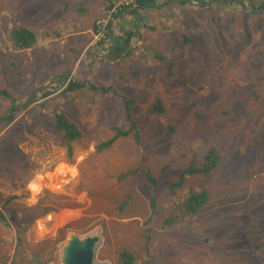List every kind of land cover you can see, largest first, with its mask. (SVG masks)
<instances>
[{"label":"rangeland","instance_id":"1","mask_svg":"<svg viewBox=\"0 0 264 264\" xmlns=\"http://www.w3.org/2000/svg\"><path fill=\"white\" fill-rule=\"evenodd\" d=\"M122 1L0 0V210L29 224L25 254L81 225L24 261L60 264L68 232L101 226L98 258L112 264L117 248L135 264H264V7L157 0L126 18L139 29L115 57V41H99ZM14 25L35 43L15 48ZM70 79L80 85L66 89ZM157 98L162 113L151 112ZM55 113L79 133L71 154ZM118 129L129 133L95 152ZM211 150L212 169L169 188ZM198 191L205 204L185 216ZM10 228L0 223L4 255Z\"/></svg>","mask_w":264,"mask_h":264},{"label":"trees","instance_id":"2","mask_svg":"<svg viewBox=\"0 0 264 264\" xmlns=\"http://www.w3.org/2000/svg\"><path fill=\"white\" fill-rule=\"evenodd\" d=\"M156 1L157 0H129V2L123 3L121 4L116 12H111L107 22L105 23V25L103 26L102 32L103 35H105V38H103L102 40L99 41V43H104V40L112 38V40L115 41V39L118 41L120 39V41L122 42V45L117 49V45L116 43H114L113 45H106V47L108 46L109 49L108 51H110L115 57H118L126 48V46L128 44H130V42L132 41L133 37H134V32L133 30L139 29L138 27H136V23L133 22L132 27L129 26L130 30L129 31H125L126 26H127V22L125 21V15L130 16H136L138 17L139 14V10L141 9H150L155 7L156 5ZM200 3L198 2V0H180V2L182 3H190V4H201L202 3H208V4H212L214 2H225V1H232V0H199ZM247 1V0H242ZM263 2H260L257 7H255L252 3L253 0H249L248 3L251 4V9L256 11V8H263L264 7V0H262ZM103 2L105 3V7L106 9L111 8V0H103ZM117 24L121 25V28L118 31H114L113 28H115V26H117ZM144 26L146 25L145 23L143 24ZM17 25H14L11 27V40H12V44L15 48L18 49H26L29 48L33 43H35L36 41V36L35 34L28 28L25 27H16ZM134 28V29H132ZM117 33V34H116ZM115 38V39H113ZM76 85H80V82L78 81H72L71 79L68 81L67 85H66V89H71L72 87H74ZM93 87V86H92ZM102 90L105 89H110V86H105L101 88ZM2 93H6V91L2 90L0 91ZM43 97L47 96L46 92H44ZM9 96V95H8ZM10 98V96H9ZM162 103L161 101L157 98L155 99V101L153 102V104L151 105V112L153 113H162L163 112V107H162ZM8 116V115H7ZM16 116L11 114L8 117H6V119L8 120V122L12 121ZM126 118L130 119V115L129 112H127L126 114ZM53 125L56 129V132L60 133L62 135V137L65 139L66 143H67V150L68 153L71 154L72 152V145L71 143L74 141V139L78 138L79 133L77 131V129L75 128L74 125H71L67 119L61 114V113H55L53 116ZM134 126V124L132 125ZM169 131L173 130L172 127L168 128ZM129 131L126 130H115L114 135L112 138L101 141L97 144L94 145V149L95 152L101 151L107 147H109L116 138H119L121 136H126L128 135ZM204 165L202 166V169H197L194 166H188L186 167L179 175L178 179L176 181H173L170 184L171 189L176 188L178 186L181 185L183 179L185 178L186 175H192L195 174L197 172H201L202 174L206 173L207 171H209L210 169H212L216 164H217V160L218 158L216 157V153L213 152L212 150L209 151L204 157ZM126 175L125 174H121L119 176V179L122 180ZM207 193L205 191H198V192H191L189 194H187L184 198V200H182L181 204L183 205L182 210L185 216H193L194 214H196L199 210H201V207L205 204L206 199H207ZM0 223L1 224H5L6 226L11 227L10 229H8V234L9 235H13V237L11 238V241H8V252L6 253V255L3 254L1 246L4 243V240L0 239V256L3 257H7V263L8 264H46L47 261L46 260H40L37 258V256H35V259L33 262H29L27 259V262H25V256L27 257H34L35 254H37L38 252H40V250H42V248H46L48 246H50V243H57L59 241H61L64 238V235L66 233L65 230L67 229H79L81 228V225L79 223L77 224H69L64 226L63 228L58 230V236H56L53 240L49 241V239H45L42 241H30L28 243L29 247H30V252L26 253L24 252V246H26V235L25 237H23L24 234H26V231L29 228V224H27L25 222V220L23 221L22 224H19L18 220L15 219L14 215L12 214V212L8 209V221L6 218V215L3 213L2 210H0ZM14 223H18L20 226H16ZM170 223V222H168ZM7 230V229H6ZM23 247L22 252H21V247ZM52 245V244H51ZM25 254V256H24ZM2 258V257H0ZM116 264H135L134 261V255L133 253L128 250V249H120L117 248L116 250Z\"/></svg>","mask_w":264,"mask_h":264},{"label":"water","instance_id":"3","mask_svg":"<svg viewBox=\"0 0 264 264\" xmlns=\"http://www.w3.org/2000/svg\"><path fill=\"white\" fill-rule=\"evenodd\" d=\"M102 227L96 226L85 233L70 231L58 245L60 264H112L98 258L103 245Z\"/></svg>","mask_w":264,"mask_h":264},{"label":"crops","instance_id":"4","mask_svg":"<svg viewBox=\"0 0 264 264\" xmlns=\"http://www.w3.org/2000/svg\"><path fill=\"white\" fill-rule=\"evenodd\" d=\"M132 16H130V18H131ZM125 18H129V16L128 15H125ZM127 19H125V21H126ZM128 24V23H127ZM121 28V25H119L118 27H117V29L115 30V31H118L119 29ZM126 30L125 31H129L130 30V28H129V26H126V28H125ZM117 34V33H116ZM113 39H115V38H113ZM110 40H112V38H110ZM113 41V40H112ZM114 43H116V45H117V49L122 45V42L120 41V39L117 41L116 39H115V42H111L110 43V45H113ZM109 45V46H110ZM130 45H131V43H130ZM109 49V47L107 46V50ZM119 58H116L115 60H118ZM6 119V118H5ZM6 121V120H5ZM7 128V127H6ZM5 128V129H6Z\"/></svg>","mask_w":264,"mask_h":264},{"label":"built area","instance_id":"5","mask_svg":"<svg viewBox=\"0 0 264 264\" xmlns=\"http://www.w3.org/2000/svg\"><path fill=\"white\" fill-rule=\"evenodd\" d=\"M126 2H129V0H123V1L121 2V4L126 3ZM119 4H120V3H119Z\"/></svg>","mask_w":264,"mask_h":264}]
</instances>
